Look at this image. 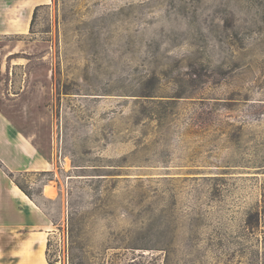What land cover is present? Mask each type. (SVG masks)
<instances>
[{
    "label": "rangeland",
    "instance_id": "1",
    "mask_svg": "<svg viewBox=\"0 0 264 264\" xmlns=\"http://www.w3.org/2000/svg\"><path fill=\"white\" fill-rule=\"evenodd\" d=\"M27 22L0 111L48 164L6 173L50 249L0 219V264H264V0H0Z\"/></svg>",
    "mask_w": 264,
    "mask_h": 264
},
{
    "label": "crops",
    "instance_id": "2",
    "mask_svg": "<svg viewBox=\"0 0 264 264\" xmlns=\"http://www.w3.org/2000/svg\"><path fill=\"white\" fill-rule=\"evenodd\" d=\"M30 22V21H29ZM29 28L27 22L23 31L10 28L9 31L0 29V35L6 33H26ZM47 159L41 154L33 140L24 135L16 125L0 111V219L3 220H23L27 223L29 232L27 236L20 237L22 246L25 249H37L35 245L29 242L34 236L43 237L45 234V243L43 246L44 260L46 261L47 237L46 229H48V220L43 217V212L37 204L26 195L18 184L6 170H47ZM40 210V212L38 211ZM25 232H23L24 234ZM26 234V233H25ZM24 234V235H25ZM29 250V249H28ZM39 250V249H37ZM26 254L23 257L26 260H32V254ZM43 263V260L39 258Z\"/></svg>",
    "mask_w": 264,
    "mask_h": 264
},
{
    "label": "trees",
    "instance_id": "3",
    "mask_svg": "<svg viewBox=\"0 0 264 264\" xmlns=\"http://www.w3.org/2000/svg\"><path fill=\"white\" fill-rule=\"evenodd\" d=\"M35 13H36V11L33 13V18H32V20H31V25H32L33 20H34ZM10 175H11V177L14 179V181L20 186V188L23 189V190L28 194V192H27V191H26V190H25V189L19 184V182L17 181L15 175H14L12 172L10 173ZM28 195H29V194H28ZM257 221H258V218H257ZM246 223H247V226H248V227H252V228H254V224L250 221L249 218L246 220ZM49 249H50V243L48 242V245H47V254H49Z\"/></svg>",
    "mask_w": 264,
    "mask_h": 264
},
{
    "label": "bare ground",
    "instance_id": "4",
    "mask_svg": "<svg viewBox=\"0 0 264 264\" xmlns=\"http://www.w3.org/2000/svg\"><path fill=\"white\" fill-rule=\"evenodd\" d=\"M20 32H22V31H20ZM41 241H42L41 243H43V244L45 243V239L42 238Z\"/></svg>",
    "mask_w": 264,
    "mask_h": 264
}]
</instances>
